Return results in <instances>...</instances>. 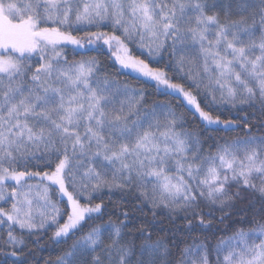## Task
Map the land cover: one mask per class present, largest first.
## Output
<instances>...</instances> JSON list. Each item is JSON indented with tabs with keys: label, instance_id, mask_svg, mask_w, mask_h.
<instances>
[{
	"label": "snow or ice",
	"instance_id": "6c2138e0",
	"mask_svg": "<svg viewBox=\"0 0 264 264\" xmlns=\"http://www.w3.org/2000/svg\"><path fill=\"white\" fill-rule=\"evenodd\" d=\"M0 229V264L48 231L53 264H264V0H0Z\"/></svg>",
	"mask_w": 264,
	"mask_h": 264
},
{
	"label": "trees",
	"instance_id": "16d2710c",
	"mask_svg": "<svg viewBox=\"0 0 264 264\" xmlns=\"http://www.w3.org/2000/svg\"><path fill=\"white\" fill-rule=\"evenodd\" d=\"M107 30V29H105ZM95 47L97 46H89L92 50L89 51L88 48L82 51H88L89 56H96L97 52L95 51ZM133 51L136 52L138 51L137 49L133 48ZM98 58L104 63V65L109 69V71H112L114 73H117V78L120 79L121 81L123 80H128L130 83H132L134 86L138 85L139 87L145 88L146 91L152 93L150 99L153 102L159 101V102H164L165 98L162 96H159L156 91L151 88L148 85H145L141 81H137L131 78V76H126V75H119L118 69L119 65L113 66V60L114 57L110 56V53L107 50V46H103V51L102 53L99 54ZM76 59H80L79 56L76 57ZM165 61L167 60V56L164 57ZM164 66V65H161ZM170 75H173V78L175 79V75L173 73H170ZM173 101L175 104H179V100L174 99V98H169ZM221 112L219 113L221 116V119H229L233 120L235 122V126L238 129H242L244 125V121L246 119L252 120L254 116H259V112L254 109L249 107L248 105H237L235 107L231 105H221ZM185 115L188 117V120L190 123H192L193 126L198 127V123L195 122L194 117L187 112H185ZM243 132L237 131V132H226L224 130H218V131H209L206 133V140L208 137H212L215 142L220 143L223 140H233L237 136H242ZM104 195V205L109 213H114L111 218L115 220L121 211V208H127L130 205L127 203H122V199H128L127 197L122 198L121 193L118 191H113L111 193H101ZM55 198V197H54ZM254 197L249 196L248 199H253ZM249 208V203L248 200L246 199L245 201H238L235 208L233 209V217L232 220H227L225 221L224 225H219L216 224L215 227L221 228V229H226V226L231 225L235 221H238L241 219L240 216L236 215V213L239 212H245L247 218L250 213H247V209ZM205 211H208L205 209ZM136 217L140 220H143L145 217L141 215L140 213H135ZM214 215L216 217H219L221 213L219 211L215 212ZM108 217H105V221L102 223L106 222ZM147 219L149 221L152 220L151 215L147 216ZM156 226L157 228H163V229H171L173 227L172 223L169 222L166 216H160L157 221H156ZM176 227L179 229L184 228V222L180 220L179 218L177 219V224ZM223 233H221L222 235ZM7 239L6 237V229H0V241ZM25 242L27 247L25 248V253L23 259L28 260V264H53L55 261L56 257L59 254H62V252L68 247V245H60L57 246L52 239V232L48 231L46 233H42L40 236H25L24 237ZM215 242V241H213ZM3 251V248H0V252ZM7 259L9 262L14 259L13 257L10 256H3L0 255V261H3Z\"/></svg>",
	"mask_w": 264,
	"mask_h": 264
}]
</instances>
